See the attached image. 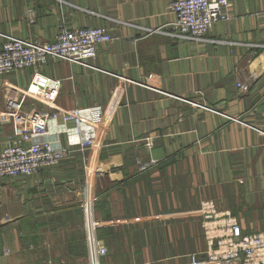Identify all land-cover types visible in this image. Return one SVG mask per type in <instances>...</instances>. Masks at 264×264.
<instances>
[{
    "label": "crops",
    "instance_id": "crops-1",
    "mask_svg": "<svg viewBox=\"0 0 264 264\" xmlns=\"http://www.w3.org/2000/svg\"><path fill=\"white\" fill-rule=\"evenodd\" d=\"M229 15L198 42L176 35L169 0H0V49L4 34L50 41L62 23L115 37L99 44L94 67L50 58L40 68L62 78L57 104L79 106L86 123L88 110H109L98 146L0 176V264H86V190L100 199L103 264L187 261L205 246L206 197L243 232L264 231V0H230ZM34 71L0 76V151L12 127L6 98L21 93L3 82L26 87ZM72 127L51 121L49 136L68 143ZM137 159L158 163L142 170Z\"/></svg>",
    "mask_w": 264,
    "mask_h": 264
},
{
    "label": "built area",
    "instance_id": "built-area-1",
    "mask_svg": "<svg viewBox=\"0 0 264 264\" xmlns=\"http://www.w3.org/2000/svg\"><path fill=\"white\" fill-rule=\"evenodd\" d=\"M169 6L175 14L173 26L176 35L198 42L210 40L207 34L213 25L230 17V0H169ZM4 36L0 49V76L25 68L36 71L26 87L18 89L6 80L3 82L11 91L21 93L19 96L10 94L6 98L3 113L10 116L12 127L0 151V176L31 175L43 167L59 164L77 149L98 146L96 123L101 117L103 119L109 108L88 110L92 122L86 123V113L79 106L57 104L56 99L63 86L62 78L47 76L39 68L50 58L94 67L91 61L98 55L99 44L112 42L115 38L110 30L101 25L73 28L62 23L55 38L50 41L11 34ZM239 86L244 84L239 82ZM116 101L117 97H114L111 107ZM38 102L43 107H38ZM203 106L215 111L207 105ZM58 119L73 123L71 129L76 138L68 143L50 138V122ZM147 145L152 148L153 140H147ZM157 160L144 162L137 159V163L141 169H146ZM82 196L81 206L86 217L87 264H103L108 248L98 233L103 223L95 215L94 204L98 199L88 190L83 191ZM200 214L205 246L201 251L189 254L188 264H264V231L243 232L233 211L220 207L213 198L201 202ZM136 264L160 263L143 261Z\"/></svg>",
    "mask_w": 264,
    "mask_h": 264
},
{
    "label": "rangeland",
    "instance_id": "rangeland-1",
    "mask_svg": "<svg viewBox=\"0 0 264 264\" xmlns=\"http://www.w3.org/2000/svg\"><path fill=\"white\" fill-rule=\"evenodd\" d=\"M58 31V30H57ZM56 36V35H55ZM55 38V37H54ZM62 60H65V59H62ZM71 62V61H70ZM44 66V65H43ZM42 66V67H43ZM42 67H40V68H42ZM40 68H39V71H40ZM25 69H27V68H25ZM34 69V68H33ZM21 70H23V69H21ZM35 70V69H34ZM36 71V70H35ZM35 71H34V73H35ZM34 75V74H33ZM32 80V79H31ZM31 82V81H30ZM30 102V100H28V103ZM40 103V102H39ZM5 104H6V101H5ZM42 104V103H41ZM43 105V104H42ZM28 105H26V107H27ZM8 135H9V133H8ZM8 135L6 136V139H7V137H8ZM5 142V141H4ZM4 145V144H3ZM156 163H158V160L155 162V163H153V164H156ZM138 164V163H137ZM152 164V165H153ZM151 165V166H152ZM148 168V167H147ZM146 168V169H147ZM146 169H142V170H146ZM40 171V170H39ZM35 173H37V172H35ZM35 173H32V174H35ZM19 176V175H18ZM95 195V194H94ZM96 197H97V199L98 200H96V202H95V204H94V209L96 210L97 209V206L99 205V202H100V199H99V196H97V195H95ZM209 198H213V197H206V198H203V199H201L200 200V203H199V206L201 205V202L203 201V200H205V199H209ZM84 199V197L82 196V200ZM82 200H81V203H82ZM83 208V207H82ZM84 210V209H83ZM200 222H201V219H200ZM85 243H86V248L88 249V247H87V242H86V234H85ZM105 244V243H104ZM106 245V244H105ZM86 255H87V253H86ZM203 256V255H202ZM86 259V258H85ZM155 262H158V261H155ZM161 262H165V261H161ZM66 264L65 262H61V263H59V264ZM159 263V262H158ZM189 263V259L187 260V261H184V262H179V263H177V264H188ZM86 264H87V259H86ZM160 264H170V263H160Z\"/></svg>",
    "mask_w": 264,
    "mask_h": 264
},
{
    "label": "trees",
    "instance_id": "trees-1",
    "mask_svg": "<svg viewBox=\"0 0 264 264\" xmlns=\"http://www.w3.org/2000/svg\"><path fill=\"white\" fill-rule=\"evenodd\" d=\"M203 229V228H202ZM203 236H204V232H203Z\"/></svg>",
    "mask_w": 264,
    "mask_h": 264
}]
</instances>
